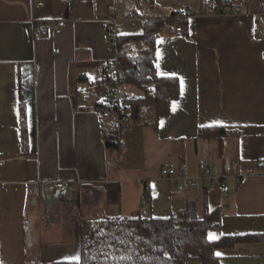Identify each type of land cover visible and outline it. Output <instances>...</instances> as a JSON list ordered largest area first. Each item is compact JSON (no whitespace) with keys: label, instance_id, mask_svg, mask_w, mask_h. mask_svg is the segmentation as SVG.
<instances>
[{"label":"crops","instance_id":"obj_1","mask_svg":"<svg viewBox=\"0 0 264 264\" xmlns=\"http://www.w3.org/2000/svg\"><path fill=\"white\" fill-rule=\"evenodd\" d=\"M144 1L43 0L34 8L32 0H0V264L79 258L80 221H69L70 242L66 206L58 208L61 220H45L42 198L60 195L54 186L62 182L80 195L86 220L167 219L193 202L199 217L221 211L220 224L206 232L210 241L264 234V0H236L237 14L215 13L201 0ZM180 9L192 10L182 31L165 27L155 42V73L176 78L179 96L156 125L122 128L113 152L103 140L110 119L97 109L93 84L113 57L107 32L140 35L145 19ZM58 21L65 25L55 35ZM212 127L225 129L221 151L216 138L199 137ZM234 160L240 182L230 180L227 193L186 187L176 195L160 175L184 165L193 178L201 163L222 171ZM91 187L100 191L97 202L89 203ZM216 256L219 264H264V240Z\"/></svg>","mask_w":264,"mask_h":264},{"label":"trees","instance_id":"obj_2","mask_svg":"<svg viewBox=\"0 0 264 264\" xmlns=\"http://www.w3.org/2000/svg\"><path fill=\"white\" fill-rule=\"evenodd\" d=\"M125 1L133 2L137 6L141 0ZM201 3L219 8L214 10L218 14L238 11L236 0H201ZM188 11L192 13V10L185 9V12ZM135 12L136 7L130 10L128 15ZM175 12L165 19H145L140 35L115 37L111 30L107 32L108 39L115 37L117 56L114 68L118 83L123 87L131 86L139 91V96L131 100L127 108L136 125H141L144 119L149 124L155 121L153 125H156L158 118L170 114V104L179 96V83L176 78L159 77L155 73V42L163 28L170 29L176 25ZM179 24L182 29L186 19L180 20ZM111 60L114 58L111 57L106 63ZM93 84L99 93V81L96 80ZM97 109L102 116H106V109L103 106L98 104ZM225 136L224 128H203L199 131L201 139L216 138L220 145L219 151L222 149L221 141ZM103 140L107 149L118 152L119 137L115 133L107 129ZM91 188L90 190L96 195L89 203L97 202L100 191ZM75 192L76 190L69 186L61 191L60 195L52 192L42 198L47 215L45 220L49 223L63 218L58 211L62 205L66 206L65 218L68 221H80L77 232L78 260L53 264H185L193 259L200 261L201 264H219L216 251L232 248L239 243L264 240V234L222 236L216 241L208 240L206 232L209 228L220 224L221 211L206 209L199 217L193 202H187L182 211L167 219L140 215L114 220H86L83 219L82 211L78 209L81 202L80 195ZM86 200L82 198V202L87 204Z\"/></svg>","mask_w":264,"mask_h":264},{"label":"built area","instance_id":"obj_3","mask_svg":"<svg viewBox=\"0 0 264 264\" xmlns=\"http://www.w3.org/2000/svg\"><path fill=\"white\" fill-rule=\"evenodd\" d=\"M151 0H145L144 2L149 3ZM32 5L34 8H39L43 5V0H32ZM219 10V8H215ZM238 11H233L230 14H237ZM229 14V13H227ZM190 16V12H185L184 9L177 10L174 15L176 25L172 27L174 33H179L182 31L179 21L186 19ZM65 22L58 21L53 27V33L55 35H60ZM115 37L109 38V44L107 51L112 54L114 60L106 63L103 70L97 79L99 81V104L106 109V116L110 119L109 130L115 133L119 137V133L122 128L127 126H136L135 121L130 116V111L127 109L131 100L136 99V97L129 98L123 87L118 83L117 77L115 76V62L117 56V50L115 46ZM58 53V50H55ZM141 125L147 126L149 122L144 119ZM238 162L234 160L230 164L224 166L222 171L215 170L214 168L208 166L205 163H201L198 166L197 174L193 178H189L185 174V166L180 165L179 167H173L169 169H162L160 175L162 178L168 180L172 185L175 186L176 195H181L185 193V188L189 187L191 189L200 188L203 190H215L221 193H227L231 189L229 187V181L233 180L235 184L240 182V177L235 174V169L237 168ZM1 166V164H0ZM68 188L66 183H56L55 189L62 191ZM150 198L146 195L141 200V205L143 206L149 202Z\"/></svg>","mask_w":264,"mask_h":264},{"label":"rangeland","instance_id":"obj_4","mask_svg":"<svg viewBox=\"0 0 264 264\" xmlns=\"http://www.w3.org/2000/svg\"><path fill=\"white\" fill-rule=\"evenodd\" d=\"M155 3H160V0H154ZM163 1V0H162ZM183 1V0H182ZM176 3V1H174ZM162 6H164V3H162ZM174 6V5H172ZM173 11V10H172ZM171 11V12H172ZM124 91L126 92V95L131 98L129 95H139V91H137L136 89H134L133 87L131 86H125L123 87ZM97 221H100L98 218H95ZM102 220H110L108 218H104ZM56 233V232H55ZM63 235L65 237L66 240H69L71 242V239H72V229H71V222L69 221H66V223H63ZM42 236V235H41ZM42 241H49L51 238L49 237V235L45 236L43 235L41 237ZM55 239V238H53ZM51 241V240H50Z\"/></svg>","mask_w":264,"mask_h":264},{"label":"snow or ice","instance_id":"obj_5","mask_svg":"<svg viewBox=\"0 0 264 264\" xmlns=\"http://www.w3.org/2000/svg\"><path fill=\"white\" fill-rule=\"evenodd\" d=\"M210 237H211V234H210ZM73 259H76V260H78V257H74Z\"/></svg>","mask_w":264,"mask_h":264}]
</instances>
